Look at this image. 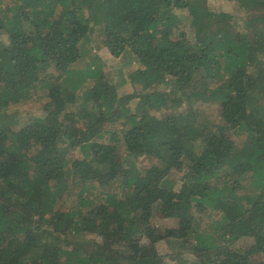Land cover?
<instances>
[{
  "label": "trees",
  "instance_id": "trees-1",
  "mask_svg": "<svg viewBox=\"0 0 264 264\" xmlns=\"http://www.w3.org/2000/svg\"><path fill=\"white\" fill-rule=\"evenodd\" d=\"M220 1L0 0V264H264V0Z\"/></svg>",
  "mask_w": 264,
  "mask_h": 264
},
{
  "label": "rangeland",
  "instance_id": "rangeland-1",
  "mask_svg": "<svg viewBox=\"0 0 264 264\" xmlns=\"http://www.w3.org/2000/svg\"><path fill=\"white\" fill-rule=\"evenodd\" d=\"M103 2H105V0H103ZM221 5H223L224 7H226L229 2L227 1H220L219 2ZM231 23L227 21V23H224L222 20H215L214 22H212V28L213 29H220L221 31L224 30V28L226 29V31H230L232 32V28H231ZM184 28L187 30L189 29L188 26H184ZM95 40H92L90 47H93V49L95 48L94 46H96V43L99 44L100 41V37L97 35V33L93 34ZM94 53V50L92 51ZM92 53V54H93ZM99 55H100V60L103 64V73L105 75V78L111 82V83H120L122 82L124 79H126L132 72L137 71L138 69H140V65L138 62L134 61L131 65L129 64H125L124 63V59L122 58H116L113 57L109 52L102 50L99 51ZM123 89H127L128 91H131V85L130 84H125L123 87ZM148 90V89H147ZM74 155L78 154V151H74L73 152ZM151 162V158L150 157H146L144 159V163L147 164ZM175 168H180L178 167L177 164H175ZM174 175V177L179 180L180 179V175L181 174H172ZM154 215L151 218L152 223L156 224L157 226L161 227V229L163 230V232H165L168 228H171L175 225L176 220L175 219H171V218H165L163 217V215L156 211V209H154ZM167 248V247H165ZM259 255H256L254 258H257L258 260H260V257H258Z\"/></svg>",
  "mask_w": 264,
  "mask_h": 264
}]
</instances>
